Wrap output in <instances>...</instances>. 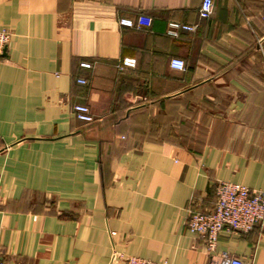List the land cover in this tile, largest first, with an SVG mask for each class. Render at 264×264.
Instances as JSON below:
<instances>
[{"label":"crops","instance_id":"crops-1","mask_svg":"<svg viewBox=\"0 0 264 264\" xmlns=\"http://www.w3.org/2000/svg\"><path fill=\"white\" fill-rule=\"evenodd\" d=\"M201 2L0 0L7 264H209L224 252L264 264V225L224 228L214 250L187 225L220 180L264 190V0H215L206 19ZM141 14L151 26L119 23ZM172 20L198 27L171 36ZM123 57L137 65L119 71Z\"/></svg>","mask_w":264,"mask_h":264},{"label":"built area","instance_id":"built-area-1","mask_svg":"<svg viewBox=\"0 0 264 264\" xmlns=\"http://www.w3.org/2000/svg\"><path fill=\"white\" fill-rule=\"evenodd\" d=\"M207 4V7H206ZM215 7V0H202L199 15L202 19L209 18ZM153 18L146 14L139 15L136 19L122 17L119 23L127 27H149ZM198 24H186L179 21H169L167 34L178 36L181 30L194 31ZM12 33L8 29H0V63L5 59L7 47L11 41ZM186 62L183 58L173 57V60ZM137 60L134 57H123L117 63V69L124 71L129 67H135ZM81 66L93 67L92 63L83 61ZM79 83H86L84 78L78 79ZM76 117L82 121L93 120L91 108L87 104L77 103L73 106ZM188 229L202 237L206 241L207 248L214 250L218 243L219 233L224 228H230L239 232H249L258 225H264V190L252 189L249 186L233 181L220 180L216 185V202L208 210H190L187 221ZM125 259L124 264H170L167 260H153L138 255L121 254ZM0 264H7L0 257ZM209 264H244V261L236 256L222 253L219 261H211Z\"/></svg>","mask_w":264,"mask_h":264},{"label":"clouds","instance_id":"clouds-1","mask_svg":"<svg viewBox=\"0 0 264 264\" xmlns=\"http://www.w3.org/2000/svg\"><path fill=\"white\" fill-rule=\"evenodd\" d=\"M206 7H207V4H206ZM183 66H184V62L183 61H180V60H173L172 63H171V67L173 69H180L182 70L183 69Z\"/></svg>","mask_w":264,"mask_h":264}]
</instances>
